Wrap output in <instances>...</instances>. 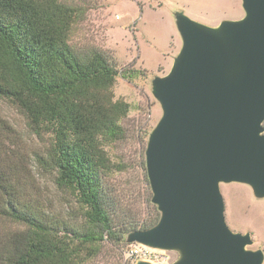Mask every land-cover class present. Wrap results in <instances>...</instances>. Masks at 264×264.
<instances>
[{"label":"water","instance_id":"water-1","mask_svg":"<svg viewBox=\"0 0 264 264\" xmlns=\"http://www.w3.org/2000/svg\"><path fill=\"white\" fill-rule=\"evenodd\" d=\"M245 16L213 26L175 13L182 47L155 76L163 114L149 135L146 169L159 221L128 241L177 250L173 264H263L251 232L226 221L222 183L264 199V0H242ZM137 264H152L138 261Z\"/></svg>","mask_w":264,"mask_h":264},{"label":"rangeland","instance_id":"rangeland-1","mask_svg":"<svg viewBox=\"0 0 264 264\" xmlns=\"http://www.w3.org/2000/svg\"><path fill=\"white\" fill-rule=\"evenodd\" d=\"M63 2L83 12L73 24L69 40L76 50L101 49L114 58L120 71L140 72L132 80L121 74L117 77L115 98H123L131 107L121 120L125 137L106 146L114 165L112 171L106 172L103 181L115 223L123 225L137 220L142 224L160 213L152 202L146 148L149 135L163 114L153 95L152 81L155 76L170 72L182 47L175 13L183 10L198 21L217 26L224 19L245 16L242 0ZM46 146L29 129L18 108L0 99V160L10 176L18 201L29 204L58 229H80L85 224L83 205L72 191L59 189L55 175L39 162L38 157ZM221 191L229 227L235 232H251L253 243L247 248L264 251V199L257 198L250 185L239 182L222 183ZM2 197L0 189V200ZM23 229V224L0 217V250L9 245L14 233ZM140 229L138 225L136 229L124 232L120 240L99 242L96 250H83L80 264H137L141 260L152 264H173L180 258L177 250L129 242V233Z\"/></svg>","mask_w":264,"mask_h":264},{"label":"trees","instance_id":"trees-1","mask_svg":"<svg viewBox=\"0 0 264 264\" xmlns=\"http://www.w3.org/2000/svg\"><path fill=\"white\" fill-rule=\"evenodd\" d=\"M82 14L63 0H0V99L25 116L47 145L39 162L85 209L80 229L52 226L18 201L0 160V217L25 226L0 250V264H80L83 250H96L99 242L120 240L124 232L150 228L160 219L158 212L142 224L114 221L103 181L114 165L106 146L125 137L121 120L131 107L115 98L114 86L120 74L132 80L140 72L120 71L101 49L76 50L69 40Z\"/></svg>","mask_w":264,"mask_h":264},{"label":"crops","instance_id":"crops-1","mask_svg":"<svg viewBox=\"0 0 264 264\" xmlns=\"http://www.w3.org/2000/svg\"><path fill=\"white\" fill-rule=\"evenodd\" d=\"M185 12V11H184ZM187 14V13H186ZM191 17V16H190ZM193 19H195V18H193ZM176 21V20H175Z\"/></svg>","mask_w":264,"mask_h":264}]
</instances>
